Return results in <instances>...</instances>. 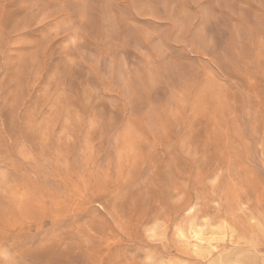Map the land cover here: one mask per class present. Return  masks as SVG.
I'll list each match as a JSON object with an SVG mask.
<instances>
[{
  "label": "rangeland",
  "instance_id": "rangeland-1",
  "mask_svg": "<svg viewBox=\"0 0 264 264\" xmlns=\"http://www.w3.org/2000/svg\"><path fill=\"white\" fill-rule=\"evenodd\" d=\"M0 264H264V0H0Z\"/></svg>",
  "mask_w": 264,
  "mask_h": 264
}]
</instances>
